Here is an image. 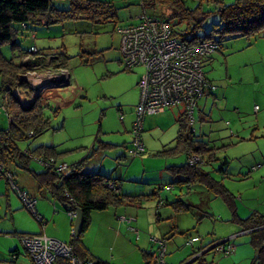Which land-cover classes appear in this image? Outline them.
<instances>
[{
  "label": "rangeland",
  "instance_id": "374dc122",
  "mask_svg": "<svg viewBox=\"0 0 264 264\" xmlns=\"http://www.w3.org/2000/svg\"><path fill=\"white\" fill-rule=\"evenodd\" d=\"M98 1L106 4L104 13L108 17L64 19L57 23L40 20L30 28L32 38H28L27 31H21L15 39L18 43L15 49H11L9 43L0 45V56L13 63L22 64L35 54L23 53L30 44L44 57L43 65H34L27 73L17 75V79L25 83L26 92L13 88L10 95L23 108L42 105L41 112L48 119V125L34 137L29 133L17 147L21 152H32L39 146L52 147L57 164L62 161L77 163L90 153L85 160L87 170L93 169L89 166L91 163H97V171H105V176L118 179L119 186L134 195L136 202L128 207L137 212V225L127 223L128 219L123 221L128 230H136V233L131 230L134 240H137V230L144 228V238L151 244V247L147 244L148 250L159 254V242L150 240L148 231L152 229L149 233L154 235L170 215L171 223L187 232L167 236L168 242L161 236L165 243L161 261L165 264L185 262L192 256L185 258L190 238L196 237V242L231 238L230 235L239 229L232 218L264 215V30L248 37L224 39L210 57L201 59L202 71L213 89L204 90L195 101L192 121L185 117L182 104L168 107L162 113L146 115L151 119L150 123H145V117L142 122L140 137L144 151L132 155L129 129L138 101L135 82L141 68L127 70L123 67L116 28L133 24L140 13L167 17L170 9L153 0ZM172 1L183 9H197L207 14L201 22L203 33L219 5L233 0ZM50 4L59 10L68 8V0H50ZM170 22H177V19ZM184 25L181 23L180 27ZM56 60L64 62V68L59 71L51 68ZM178 119H184L191 140L199 142H195V146L211 149L213 158L209 159L203 151V163L199 166L224 188L233 202V215L221 197L213 195L201 183L187 184L182 176L167 169L185 163L183 152H160L172 146ZM9 122L0 108V130H6ZM115 153H123L122 158ZM40 167L35 160L28 164V169L35 171ZM11 174L14 184L31 192L33 182L29 171L15 167ZM5 181L0 179L3 186ZM153 190L164 200L159 206H156L157 198L145 200L141 196ZM33 194L47 223L43 224V220L25 209L10 188L7 191L10 208L0 196V264H14L9 252L15 247L19 255L17 262L30 264L19 239L22 235L34 234L59 243L68 242L72 224L67 215L63 212L69 227H65L62 217L54 213L46 197L36 191ZM174 200L190 208L176 212L170 206ZM113 209L106 210L112 212ZM100 216V213L90 216L81 239L91 249L102 253L106 233L98 230ZM158 217L161 220L156 221ZM232 239L245 240L253 256L247 234L229 239L228 243L235 248ZM199 245L195 243L193 248ZM128 248L126 242L120 245V249ZM227 256L214 251L207 254V260L213 264H232Z\"/></svg>",
  "mask_w": 264,
  "mask_h": 264
},
{
  "label": "trees",
  "instance_id": "16d2710c",
  "mask_svg": "<svg viewBox=\"0 0 264 264\" xmlns=\"http://www.w3.org/2000/svg\"><path fill=\"white\" fill-rule=\"evenodd\" d=\"M153 1L160 6H165L170 9L169 16L164 17L160 15L161 17L159 18H165L169 22L177 19V22L170 24L180 28L184 32L191 33L197 31L196 36H194L195 39L211 38L219 45L222 40L228 39L229 37H248L264 30V0H233L229 4L219 5L213 12L212 20L203 33L200 30L201 22L207 17V14L200 13L197 9H183L173 3V1L172 4L170 0ZM105 7H107L106 4L98 0H68V8L65 10L52 7L50 0H0V45L9 43L11 49H15L18 46L15 39L20 35L21 31H27L28 38H32L34 35L30 28L33 25L39 24L40 20H45L48 23H57L64 19L85 18L94 20L101 16L106 18L108 16L104 13ZM146 15L158 17L156 15ZM181 23H185V25L180 27ZM29 46L33 45L30 44ZM29 46L23 50V53L27 51ZM19 54L21 55V53ZM19 54L18 57H20ZM53 59L54 57L50 61ZM43 64L44 57L39 54L37 49L35 54L22 64L13 63L10 59H4L0 56V104L8 117H11L10 122L8 121L7 129L0 130V161L5 171L12 173L11 171L15 167H19L29 171L38 184L45 180L43 185H46L52 196L60 201L61 209L66 215L69 206L78 208L82 215L81 233L88 225L92 211H103L110 207L123 204L130 205L136 201L132 196L121 193V188L117 180L111 179L108 175L105 176L104 173H100L97 170H87L85 168V160L90 153L87 154L85 159L69 165L63 173H55L49 169H40L39 171L28 169L30 160L54 158V149L49 146H39L32 152L28 150L21 152L17 147V143L29 137V133L32 132L31 137H34L44 131L47 128L48 119L41 112L42 105L32 104L23 108L10 94L13 88L26 92L25 83L17 79L18 74L27 73L32 70L34 65ZM51 68L59 71L64 68V62L59 60ZM185 117L190 122L186 114ZM183 120L178 119L177 121V130L172 146L160 152L163 154L183 152L185 163L178 166H168L167 169L182 176L184 182L187 184L201 183L213 195L221 197L233 215L234 205L224 188L219 183L213 181L209 174L204 172L199 166V164L203 163L204 152L207 153L209 159L213 158L211 149H204L203 146L194 145L198 141L191 140L190 132ZM189 156L196 157L197 161L195 163H189ZM53 160L56 162L55 159ZM41 168L43 169V167ZM111 180L115 181L112 187L108 186ZM141 196L145 200L157 198L156 206L161 205L162 201H164L159 198L155 190L147 195ZM170 206L176 211H185L190 208V205L179 202V200L170 202ZM158 219L159 217L156 220ZM232 220L237 223L240 230L247 231L248 243L254 253L250 264L260 261L262 259V247L264 245V215L248 216L244 219L232 218ZM79 236L80 234L77 237H73L70 234L69 241L73 252L75 251L74 254L78 256L82 254ZM152 236L156 237L155 235ZM215 241L213 240L210 243ZM194 242L188 245L191 246ZM228 242L222 244L223 252ZM206 245L193 249L188 256L199 252ZM15 251L16 249H13L9 252V256L12 259L17 253ZM212 251L214 252L216 249L213 248ZM229 253L227 252V254ZM81 260H89L92 264H107L96 258H83ZM149 260L144 264H149ZM55 264H68V262L63 258H56Z\"/></svg>",
  "mask_w": 264,
  "mask_h": 264
},
{
  "label": "built area",
  "instance_id": "2783aa9c",
  "mask_svg": "<svg viewBox=\"0 0 264 264\" xmlns=\"http://www.w3.org/2000/svg\"><path fill=\"white\" fill-rule=\"evenodd\" d=\"M170 23L165 18L140 13L136 16L133 24L116 28L119 35L118 50L123 67L127 70L133 67L141 68L136 81L138 101L129 129L132 136L130 149L132 155L144 151L140 133L142 132L143 118L146 115L156 114L168 107L182 104L184 113L192 121L191 114L195 101L204 90L213 89L204 76L201 59L210 57L218 48V43L207 38L195 39L197 31L184 32ZM27 51L35 53L36 49L34 46H29ZM67 82L68 79L65 83ZM0 108L9 121L10 117L4 112L1 104ZM254 109L256 110V107ZM53 159H35V161L43 169L63 173L68 166L65 163L57 164ZM196 161V157H188L189 163ZM2 178L7 180L10 189L17 195L21 205L32 215L38 217L34 198L13 183L12 174L3 169L0 161V179ZM114 182V180L109 181L108 186L112 187ZM75 214L76 208L69 206L67 217L70 224H72ZM118 218L122 221L128 219L127 223L134 220L132 216L126 215H119ZM130 229L136 233L135 229ZM19 239L24 251L31 258L32 264H55L56 258H63L68 264H92L89 260L78 259L69 244L59 243L56 240L45 239L34 234L22 235ZM164 239L150 237V240H158L160 250L159 254L151 253L152 258H150L149 264H165L161 261L165 245ZM196 240V237H192L188 244ZM233 248L234 246L229 243L224 252L222 244L215 247L216 251L224 254L231 252ZM254 264H264V245L262 259Z\"/></svg>",
  "mask_w": 264,
  "mask_h": 264
},
{
  "label": "crops",
  "instance_id": "0c3cea01",
  "mask_svg": "<svg viewBox=\"0 0 264 264\" xmlns=\"http://www.w3.org/2000/svg\"><path fill=\"white\" fill-rule=\"evenodd\" d=\"M138 79V78H137ZM137 81V80H136ZM136 84V82H135ZM163 111L159 112L162 113ZM153 115V114H151ZM146 117V121L145 123H150V116H145ZM144 117V118H145ZM117 156H119L120 158H122V154H118L115 153ZM55 159V158H54ZM56 160V159H55ZM56 162H58L56 160ZM59 163H65L64 161L59 162ZM66 164V163H65ZM74 164V163H73ZM67 166L71 165V164H66ZM85 165V164H84ZM89 166H91L93 169L92 170H97V168L99 167V165L97 163H91ZM41 168V167H40ZM86 168V166H85ZM41 170H44L41 168ZM67 170V169H66ZM65 170V171H66ZM64 171V172H65ZM13 173V171H11ZM104 174L105 171H103ZM31 174V173H30ZM32 177V175H31ZM109 177V176H108ZM32 186L31 188H33L32 190H30L31 192L29 193L28 190H26L24 187H20V189L24 190V192H26L29 196L33 197L35 200V211L37 213V211L40 214V209L37 206V199L35 198L33 192L36 191L37 194H42V197H46L48 199L49 202H51L53 208H54V213L58 214L62 217L63 219V223L65 227H69V223H67L68 221H66V216L63 213L62 209H61V205H60V201L58 199H55L52 194L50 193L49 189L46 187V185L44 184V181H41L40 184H38V182L32 177ZM113 179V178H111ZM117 181H119L118 179H115ZM16 183V182H15ZM17 185V184H16ZM121 187V193L128 195V196H134L132 193H129L127 188H124L122 186ZM3 189V192H1V190ZM9 185L8 182H4V186L2 184V182H0V196H2V198H4L5 200V206L10 208V204H9V198L7 195V191L9 190ZM40 188V189H39ZM8 189V190H7ZM149 194V193H148ZM128 204H123V205H119V206H115L113 207V211L112 212H107V210H103V211H92L90 213V216L93 213H100V218L98 219V230L106 233L105 234V239L103 240V249L105 250L104 252H106V255L104 252H97L94 251L93 249L90 248V246L88 244H86V242H84L81 239V235L82 233H80V243H81V249H82V254L80 256L76 255L78 259H83V258H89V259H100L102 261H104L107 264H144L145 262H147V260L150 259V255H151V249L148 250V246L147 244H150L149 240H146L144 237H146V234L144 233V228L139 229V231L137 230V240H134V236L132 235L131 230H128V228L125 226L123 221H120L117 217L119 215H126V216H132L134 218V220L131 222L133 226H135V224L137 225V219H138V215L136 211H131V209L128 207ZM37 207V210H36ZM176 211V210H175ZM176 212H182V211H176ZM38 215V213H37ZM35 217V216H34ZM38 220H43V224L48 222V219H46L43 215H38V217H35ZM170 215H168L165 219L166 222L165 224L160 226V230L154 231V235L156 237H161L164 236V238L166 239V242H168L167 236H169V238L174 235V234H184L187 232L186 231H180L178 229V226H176L175 224L171 223L170 221ZM90 220V217H89ZM161 220V218H159L156 221ZM53 218H51V222H53ZM199 221V219L197 220ZM148 223V222H147ZM150 225V224H147ZM151 227V226H150ZM146 228H148L146 226ZM46 230V227H45ZM152 230V229H151ZM151 230L149 229L148 231V235H150ZM41 231V230H40ZM44 231V229H43ZM109 232H112L113 235L110 236ZM246 235V231L244 230H240L238 229L237 232H234L233 234L230 235L231 238H235V237H240L241 235ZM239 235V236H238ZM190 237V235H189ZM229 238V239H231ZM70 241V235H69V239L68 242H64L66 244H69ZM146 241V242H145ZM211 241L213 240H209L207 242H194L191 244V246H189L190 248L187 250L186 256L185 258L188 257V254L190 252H192V249L194 247L195 243H199V247H202L203 245H208ZM126 242L129 246L128 249H120V245ZM233 244L235 243V248H233L231 250V253L228 254L227 257H230L232 259V264H250L251 260H252V251L249 249V247L246 245L245 240H237L235 239V241L232 239ZM206 245V246H207ZM116 247V249H115ZM151 247V244H150ZM16 249L17 253L16 255L13 257V262L14 264H21L17 262V257L18 255V250L17 248H13ZM15 251V252H16ZM75 252V251H74ZM213 253L212 249L205 252L204 254L200 255L196 261L190 263V264H213L211 260H207V254L208 253ZM146 253V254H144ZM25 254L29 257V255L25 252ZM30 260V264H32V261L29 257ZM186 260V259H184ZM184 262L181 261L178 264H183ZM219 264V262H218Z\"/></svg>",
  "mask_w": 264,
  "mask_h": 264
},
{
  "label": "water",
  "instance_id": "95a60500",
  "mask_svg": "<svg viewBox=\"0 0 264 264\" xmlns=\"http://www.w3.org/2000/svg\"><path fill=\"white\" fill-rule=\"evenodd\" d=\"M81 228H82V215H81V211L78 208H76V214H75V217L73 218V222H72L71 236L77 237L80 234ZM228 240H229V238H226V239H221L215 243L214 242L210 243L208 246H206L205 248H203L199 252H196L195 254H193L191 256V258H189L187 261H185L186 263L185 262L184 263L190 264V263L194 262L195 259H197L200 255H202L205 252L215 248L218 245H221V244L227 242Z\"/></svg>",
  "mask_w": 264,
  "mask_h": 264
}]
</instances>
